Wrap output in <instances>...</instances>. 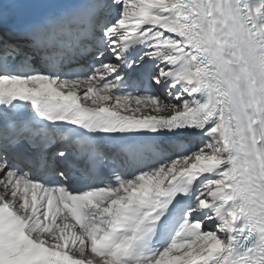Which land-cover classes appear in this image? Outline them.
I'll return each mask as SVG.
<instances>
[{"label": "snow or ice", "instance_id": "1", "mask_svg": "<svg viewBox=\"0 0 264 264\" xmlns=\"http://www.w3.org/2000/svg\"><path fill=\"white\" fill-rule=\"evenodd\" d=\"M0 264H264V0H0Z\"/></svg>", "mask_w": 264, "mask_h": 264}]
</instances>
